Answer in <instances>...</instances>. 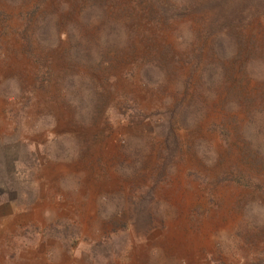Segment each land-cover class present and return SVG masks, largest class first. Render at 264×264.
<instances>
[{"label":"rangeland","instance_id":"374dc122","mask_svg":"<svg viewBox=\"0 0 264 264\" xmlns=\"http://www.w3.org/2000/svg\"><path fill=\"white\" fill-rule=\"evenodd\" d=\"M0 264H264V0H0Z\"/></svg>","mask_w":264,"mask_h":264},{"label":"bare ground","instance_id":"6f19581e","mask_svg":"<svg viewBox=\"0 0 264 264\" xmlns=\"http://www.w3.org/2000/svg\"><path fill=\"white\" fill-rule=\"evenodd\" d=\"M193 240V239H192Z\"/></svg>","mask_w":264,"mask_h":264}]
</instances>
